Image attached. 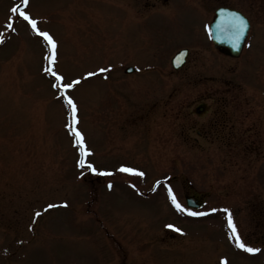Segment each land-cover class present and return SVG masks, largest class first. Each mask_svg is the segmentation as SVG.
Listing matches in <instances>:
<instances>
[{
  "label": "rangeland",
  "instance_id": "rangeland-1",
  "mask_svg": "<svg viewBox=\"0 0 264 264\" xmlns=\"http://www.w3.org/2000/svg\"><path fill=\"white\" fill-rule=\"evenodd\" d=\"M180 1L181 21L148 29L149 0H0V264H113L115 237L125 263L264 264V0H216L249 18L257 56H218L211 91L148 71L199 22ZM185 192L201 215L174 207ZM228 214L257 252L236 246Z\"/></svg>",
  "mask_w": 264,
  "mask_h": 264
},
{
  "label": "flooded vegetation",
  "instance_id": "flooded-vegetation-1",
  "mask_svg": "<svg viewBox=\"0 0 264 264\" xmlns=\"http://www.w3.org/2000/svg\"><path fill=\"white\" fill-rule=\"evenodd\" d=\"M160 0H149V12L146 14V24L148 29H155L165 23L179 22L182 20V14L179 12L181 1L180 0H162L161 6H156ZM193 5L197 6L199 10V22L194 20L191 25L187 37V42L181 43L177 48H185L186 56L182 65L174 71H178L182 78L195 77L194 84L204 86L206 89L214 90L217 88L219 81L221 82L223 76H218L216 60L220 56L226 59L228 62L233 63L234 60L239 59L241 56H246L247 60L252 62L255 58V49L245 50L243 46L238 56L232 57L228 52L220 51L215 48L210 39L209 24L213 18L214 10L217 8L216 0H197L193 2ZM182 23V22H181ZM149 36V33H148ZM176 48V49H177ZM157 55L156 59H149L148 53V71L158 72V77L163 76V72L169 73L170 69L163 70V64L168 63L166 58H160ZM226 73V72H225ZM227 81V79H226ZM203 107V106H202ZM205 111L204 108L197 113L202 114ZM199 134V131H198ZM198 200V199H197ZM115 256L113 264H135L131 260L126 262V258L121 256V242L117 237L115 240Z\"/></svg>",
  "mask_w": 264,
  "mask_h": 264
},
{
  "label": "snow or ice",
  "instance_id": "snow-or-ice-1",
  "mask_svg": "<svg viewBox=\"0 0 264 264\" xmlns=\"http://www.w3.org/2000/svg\"><path fill=\"white\" fill-rule=\"evenodd\" d=\"M21 3L22 4H26L27 3V0H21ZM19 15L22 16L26 21H28V23L32 26V29L34 31H37L39 33L40 36H42L47 42H48V45H49V48L50 49H54L55 48V41L52 39V37L49 35L48 32L46 31H40L37 27V21L35 19H32L30 18L29 14L26 12V11H20L19 12ZM11 19V18H10ZM219 27V25H218ZM227 27H230L233 31V35L235 37V40H234V43L235 41H238L241 34L243 33V29L246 27V23H245V20L243 19V17L239 16L238 14L236 15V21L230 25H226V28ZM53 57L50 56L49 59L51 60ZM49 73L51 75H53L56 80H60L61 77L55 73L54 71H52L51 68L48 69ZM97 71L99 72H103L105 71V69H97ZM88 75H91V73H88ZM77 81H73L72 83H65V84H62L59 86V90L61 92H63L64 89H69L73 86L74 83H76ZM54 87L56 85H53ZM65 99L68 101V104L72 110V113H73V120L75 119V111H76V107H75V104L73 103V101L71 100L70 97H65ZM73 133L75 134V137H76V142L80 145V153H81V157H83V155L85 154V148H84V145H83V139H82V136L80 134L79 131H77L75 128H73ZM78 164H83L84 161L83 159L77 161ZM89 168L92 169V171H96V169L94 167H92L91 165H88ZM120 171H123V172H128V173H134V172H137V169L135 168H131V167H126L124 165H121L120 166ZM140 175H143V173H140ZM109 187H111V184H109ZM169 193L171 195V190L169 189ZM172 202L173 204L176 206V208L178 210H184V211H190L188 209H182V206L176 201L175 197L173 196L172 197ZM51 207V206H49ZM211 211H215V209H211ZM225 213H228V209H224L223 210ZM192 215H201L202 213H190ZM37 215H39V213H37ZM227 222H228V227L232 233V237L235 238V244L238 248H241V249H244L246 250L247 252L249 253H255L258 251L257 248H254V247H251L249 246L246 242L242 241L240 236L237 234V231H236V227L235 225L233 224L232 222V218H231V214H228L227 215ZM168 227H173L172 225H168ZM177 231H180V229H176Z\"/></svg>",
  "mask_w": 264,
  "mask_h": 264
},
{
  "label": "water",
  "instance_id": "water-1",
  "mask_svg": "<svg viewBox=\"0 0 264 264\" xmlns=\"http://www.w3.org/2000/svg\"><path fill=\"white\" fill-rule=\"evenodd\" d=\"M237 14L243 17L246 23V27L243 29V33L241 34L239 40L235 41L234 43L235 37L233 35V31L230 27L226 28V25H230L234 23L236 21ZM247 28H248V22L240 12L230 8L219 7L216 10V16L214 18V21H212L211 23L212 41L215 46L227 47L232 55H237L243 44ZM183 56H184V50H179L171 59L172 65L174 67L180 65ZM131 69L132 68L128 67L125 70L130 71ZM186 202L188 204H192L191 199H189L188 197H186Z\"/></svg>",
  "mask_w": 264,
  "mask_h": 264
}]
</instances>
